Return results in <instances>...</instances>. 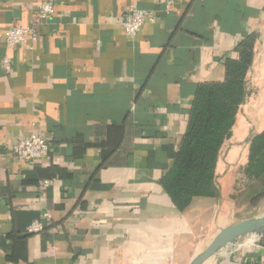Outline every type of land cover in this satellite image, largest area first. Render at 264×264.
Instances as JSON below:
<instances>
[{"label": "crops", "instance_id": "crops-1", "mask_svg": "<svg viewBox=\"0 0 264 264\" xmlns=\"http://www.w3.org/2000/svg\"><path fill=\"white\" fill-rule=\"evenodd\" d=\"M47 1L55 11L43 20ZM131 9L155 20L135 37L122 25ZM17 26L36 33L12 47ZM254 33L249 96L217 164L221 197L180 212L159 182L197 87L223 81ZM263 132L264 0H0V264H190L245 220L235 203ZM32 134L49 156L21 161L14 146ZM36 221L45 229L28 233ZM205 264H264V237Z\"/></svg>", "mask_w": 264, "mask_h": 264}, {"label": "trees", "instance_id": "trees-1", "mask_svg": "<svg viewBox=\"0 0 264 264\" xmlns=\"http://www.w3.org/2000/svg\"><path fill=\"white\" fill-rule=\"evenodd\" d=\"M256 41L254 33L237 46L239 57L225 61L223 81L197 87L178 152L159 182L180 212L186 211L195 199L221 197L217 182L219 155L232 135L240 107L249 96L247 75ZM245 175L260 184L251 187V203L259 205L264 200V132L251 141Z\"/></svg>", "mask_w": 264, "mask_h": 264}, {"label": "built area", "instance_id": "built-area-1", "mask_svg": "<svg viewBox=\"0 0 264 264\" xmlns=\"http://www.w3.org/2000/svg\"><path fill=\"white\" fill-rule=\"evenodd\" d=\"M55 11V5L52 1L44 2L40 6L39 14L41 19H49ZM146 22L154 23V18L146 10L131 9L123 20V28L125 32L135 37L142 30ZM36 31L29 27H12L5 35L7 45L15 47L24 44ZM5 72H12L11 61L6 58L3 60ZM13 153L16 158L24 162H32L38 159L47 158L49 156V145L39 135L32 134L26 138L17 141L14 146ZM45 229L41 221L34 222L27 230L28 233H40Z\"/></svg>", "mask_w": 264, "mask_h": 264}, {"label": "water", "instance_id": "water-1", "mask_svg": "<svg viewBox=\"0 0 264 264\" xmlns=\"http://www.w3.org/2000/svg\"><path fill=\"white\" fill-rule=\"evenodd\" d=\"M264 237V213L260 216L242 220L222 230L214 237L206 249L196 255L190 264H205L211 258L222 253L229 247H235L246 238ZM235 254L232 255V261Z\"/></svg>", "mask_w": 264, "mask_h": 264}, {"label": "rangeland", "instance_id": "rangeland-1", "mask_svg": "<svg viewBox=\"0 0 264 264\" xmlns=\"http://www.w3.org/2000/svg\"><path fill=\"white\" fill-rule=\"evenodd\" d=\"M261 111V109H260ZM263 123V122H262ZM259 127H261V120H259V123H256L254 124V126H252L251 129H259ZM246 176V175H245ZM247 181H249L248 184H246L245 186L243 185L242 188H241V191H239V199L237 201V203H235L236 205V208L239 210L240 209H243L244 207H246L245 211L243 210L244 212V216H242L243 218L242 219H249L250 217L253 218L254 217H257V216H260L261 214L264 213V200L259 204V205H256L258 206L256 209V211H252L250 206L252 205V196H251V187L253 186H260L259 182L258 181H250L248 178H246ZM241 192V193H240ZM240 222V220L238 221ZM236 222V223H238Z\"/></svg>", "mask_w": 264, "mask_h": 264}]
</instances>
